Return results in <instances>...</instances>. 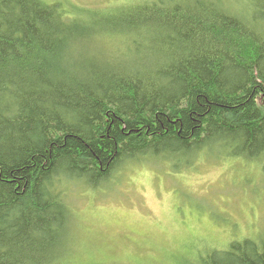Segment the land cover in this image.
<instances>
[{
    "label": "trees",
    "instance_id": "trees-1",
    "mask_svg": "<svg viewBox=\"0 0 264 264\" xmlns=\"http://www.w3.org/2000/svg\"><path fill=\"white\" fill-rule=\"evenodd\" d=\"M124 2L0 0V264H78L68 185L206 152L264 162V0ZM183 253L264 264V232Z\"/></svg>",
    "mask_w": 264,
    "mask_h": 264
},
{
    "label": "rangeland",
    "instance_id": "rangeland-1",
    "mask_svg": "<svg viewBox=\"0 0 264 264\" xmlns=\"http://www.w3.org/2000/svg\"><path fill=\"white\" fill-rule=\"evenodd\" d=\"M68 1L103 7L128 0ZM68 186V258L78 264H176L197 239L225 246L264 232L262 161L206 152L181 172L154 160L105 187Z\"/></svg>",
    "mask_w": 264,
    "mask_h": 264
}]
</instances>
